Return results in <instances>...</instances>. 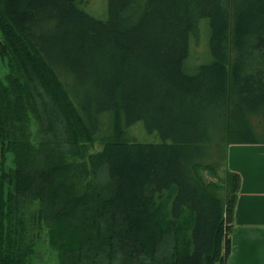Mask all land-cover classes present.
<instances>
[{
	"label": "trees",
	"instance_id": "obj_1",
	"mask_svg": "<svg viewBox=\"0 0 264 264\" xmlns=\"http://www.w3.org/2000/svg\"><path fill=\"white\" fill-rule=\"evenodd\" d=\"M89 4L0 0V264L44 229L60 264H225L241 175L200 169L264 144V0Z\"/></svg>",
	"mask_w": 264,
	"mask_h": 264
},
{
	"label": "crops",
	"instance_id": "obj_2",
	"mask_svg": "<svg viewBox=\"0 0 264 264\" xmlns=\"http://www.w3.org/2000/svg\"><path fill=\"white\" fill-rule=\"evenodd\" d=\"M228 166L242 181L225 264H264V144H232Z\"/></svg>",
	"mask_w": 264,
	"mask_h": 264
},
{
	"label": "rangeland",
	"instance_id": "obj_3",
	"mask_svg": "<svg viewBox=\"0 0 264 264\" xmlns=\"http://www.w3.org/2000/svg\"><path fill=\"white\" fill-rule=\"evenodd\" d=\"M88 11L92 13L94 16L100 17V18H106L108 16V0H90V4L87 7ZM203 25H206V22H203ZM197 56L194 55L192 59H190L189 64L191 66H194L197 63H204L208 60L206 57L208 55V35L205 34L203 37V41L199 45H197ZM2 66V67H1ZM5 67L4 65H0V73L4 74ZM31 127L34 130V132L37 130V122L35 120L34 115H31L30 118ZM134 133H136L140 140H147L151 141L153 140L152 133L148 130L147 126L144 122H139L136 126H134ZM231 146V145H230ZM230 146H228V154L230 151ZM102 149V145L99 142L94 143L92 147L88 150V153H93L96 151H99ZM227 152V151H226ZM227 154V159H228ZM86 160L88 161V157H86ZM77 162L84 161L83 158L77 157ZM89 162V161H88ZM223 162V160H222ZM226 160L220 164V168L218 170V175H215L213 172L209 171L208 169L202 168L200 169L202 175L204 176L205 180L209 183L215 182L218 183L221 188V194L224 196H227V189L224 186V180L223 178L226 175V165L228 166V160L227 164H225ZM229 167V166H228ZM89 177H86L83 181V183H86L88 181ZM30 209L32 211H36L38 209V204L34 203L33 206H30ZM33 236H29L26 240L27 243L33 242V252L30 257L32 264H60V258H59V252L56 248L51 246L49 238H48V230L44 229L41 233V236H35V239L32 241Z\"/></svg>",
	"mask_w": 264,
	"mask_h": 264
}]
</instances>
